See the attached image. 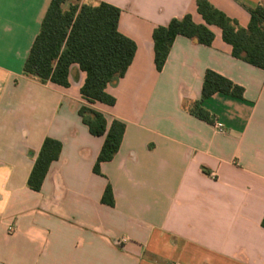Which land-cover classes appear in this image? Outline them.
Wrapping results in <instances>:
<instances>
[{"label":"crops","instance_id":"0c3cea01","mask_svg":"<svg viewBox=\"0 0 264 264\" xmlns=\"http://www.w3.org/2000/svg\"><path fill=\"white\" fill-rule=\"evenodd\" d=\"M198 0H84L121 10L119 31L136 44L113 106L24 75L52 0H0V264H264V70L233 56ZM246 29L264 0H207ZM190 15L210 46L178 36L161 72L153 34ZM244 89L242 100H202L206 72ZM201 103L213 123L191 113ZM125 124L113 160L95 165L105 136L79 111ZM47 138L62 151L40 191L28 181ZM114 205L103 201L107 187ZM15 227V233L9 227Z\"/></svg>","mask_w":264,"mask_h":264},{"label":"trees","instance_id":"16d2710c","mask_svg":"<svg viewBox=\"0 0 264 264\" xmlns=\"http://www.w3.org/2000/svg\"><path fill=\"white\" fill-rule=\"evenodd\" d=\"M197 5L207 25L222 29L223 39L232 46L235 58L264 70V4L250 10L251 21L246 29L207 0H198ZM120 15L119 8L103 2L88 4L84 0H52L25 63L24 75L41 83L68 88L70 69L78 65L86 74L81 88L82 98L90 104L113 106L116 100L106 89L116 85L125 76L136 54L135 42L119 31ZM207 25L195 24L192 17L187 15L183 19H173L167 26L157 27L153 40L158 71L163 70L178 36L210 46L214 34ZM218 93L239 100L244 97L242 87L208 70L204 78L202 100H208ZM191 113L213 123L200 102L195 103ZM79 115L93 136H105L95 165V172L100 174V165L113 160L118 153L126 126L114 121L108 128L105 116L89 107H82ZM61 151V142L51 138L45 140L28 181L30 189L40 191L51 165L59 159ZM103 201L114 205L110 186L106 189Z\"/></svg>","mask_w":264,"mask_h":264},{"label":"built area","instance_id":"2783aa9c","mask_svg":"<svg viewBox=\"0 0 264 264\" xmlns=\"http://www.w3.org/2000/svg\"><path fill=\"white\" fill-rule=\"evenodd\" d=\"M9 232L10 233H15V227L14 226H10L9 227Z\"/></svg>","mask_w":264,"mask_h":264}]
</instances>
